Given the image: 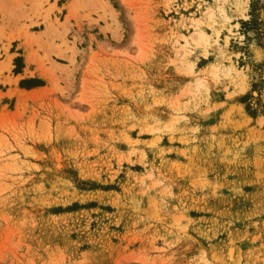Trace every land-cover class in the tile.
I'll return each mask as SVG.
<instances>
[{"label": "rangeland", "instance_id": "1", "mask_svg": "<svg viewBox=\"0 0 264 264\" xmlns=\"http://www.w3.org/2000/svg\"><path fill=\"white\" fill-rule=\"evenodd\" d=\"M251 1L0 6V264H264Z\"/></svg>", "mask_w": 264, "mask_h": 264}, {"label": "trees", "instance_id": "2", "mask_svg": "<svg viewBox=\"0 0 264 264\" xmlns=\"http://www.w3.org/2000/svg\"><path fill=\"white\" fill-rule=\"evenodd\" d=\"M249 18L242 24L245 28L253 31L257 45L264 48V0H252L250 2ZM246 110L254 115L256 108L246 105Z\"/></svg>", "mask_w": 264, "mask_h": 264}, {"label": "bare ground", "instance_id": "3", "mask_svg": "<svg viewBox=\"0 0 264 264\" xmlns=\"http://www.w3.org/2000/svg\"><path fill=\"white\" fill-rule=\"evenodd\" d=\"M237 1H239V0H237ZM241 4V3H240ZM246 5V4H248V0H242V4H241V6L243 7V5ZM216 13H218V14H220V16H221V18L223 19L222 21L225 23V22H227L228 20H229V17L224 13V11L221 9V8H219V7H217V6H205V8H204V11H203V18L204 19H206V20H208L209 22L211 21H214L215 20V18H214V16L216 15ZM191 20H192V18H191ZM190 20V21H191ZM194 20V22H192L193 23V25L195 26V39L199 42H202V43H204L203 41H206V35H205V33L203 32V31H201L202 29H197L196 27L198 26V23L199 22H203V20H202V18L201 19H197V20H195V18L193 19ZM192 20V21H193ZM207 21V22H208ZM222 21H220V23L222 22ZM191 23V24H192ZM215 23V22H214ZM210 24V23H209ZM193 25H191V26H193ZM199 25H201V24H199ZM211 25V24H210ZM213 26H214V24H212ZM201 27V26H200ZM219 31V30H218ZM193 33V32H192ZM194 34H191L190 33V36L192 37ZM190 37V38H191ZM13 38V36H9V37H7V39L10 41L11 39ZM192 39V38H191ZM217 40V39H216ZM193 41V40H192ZM195 41V40H194ZM196 41V42H197ZM23 45H25V44H23ZM25 47V46H24ZM184 52V51H183ZM32 52L31 51H26V53H25V57H26V62H31L32 61V54H31ZM7 63L5 62V64L4 65H6ZM213 65V64H212ZM219 65V64H218ZM216 66H217V64H216ZM216 66H214V69L216 70L217 69V67ZM210 68V67H209ZM210 70V69H209ZM212 71H214V70H212ZM217 71V70H216ZM219 71V70H218ZM228 71V70H227ZM223 72V71H222ZM214 74V73H213ZM216 74V73H215ZM225 74V73H224ZM227 74V73H226ZM245 89V87L243 86V85H241V87L239 88V90L240 91H243Z\"/></svg>", "mask_w": 264, "mask_h": 264}, {"label": "crops", "instance_id": "4", "mask_svg": "<svg viewBox=\"0 0 264 264\" xmlns=\"http://www.w3.org/2000/svg\"><path fill=\"white\" fill-rule=\"evenodd\" d=\"M8 1H12V2H18V1H22V0H0V3H3L2 5H0V6H3L4 8H9V6L10 5H14V4H8ZM5 3V4H4ZM0 9H1V7H0ZM3 16H2V13H1V10H0V23H2V18ZM9 54L11 55L10 56V65H15L14 64V58L16 57V52H13V51H9ZM22 62H23V64H21V65H28V64H26V62H25V59L23 58V60H22ZM22 68H24V67H22ZM21 73V72H20ZM32 76H36V77H38V75H32ZM28 77V76H27ZM21 78H24V76H21V77H19L18 78V80L19 79H21Z\"/></svg>", "mask_w": 264, "mask_h": 264}]
</instances>
